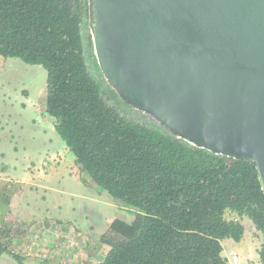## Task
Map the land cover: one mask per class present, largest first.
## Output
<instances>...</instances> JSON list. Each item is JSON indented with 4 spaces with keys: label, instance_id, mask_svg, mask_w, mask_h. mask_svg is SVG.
<instances>
[{
    "label": "trees",
    "instance_id": "obj_1",
    "mask_svg": "<svg viewBox=\"0 0 264 264\" xmlns=\"http://www.w3.org/2000/svg\"><path fill=\"white\" fill-rule=\"evenodd\" d=\"M0 55L44 67L54 129L91 181L135 212L99 235L108 250L98 264H228L221 241H239L244 227L226 210L247 216L261 233L264 264V193L255 164L191 145L107 104L88 0H0ZM10 202L0 191L1 218Z\"/></svg>",
    "mask_w": 264,
    "mask_h": 264
},
{
    "label": "water",
    "instance_id": "obj_2",
    "mask_svg": "<svg viewBox=\"0 0 264 264\" xmlns=\"http://www.w3.org/2000/svg\"><path fill=\"white\" fill-rule=\"evenodd\" d=\"M99 69L166 133L255 164L264 193V0H88Z\"/></svg>",
    "mask_w": 264,
    "mask_h": 264
},
{
    "label": "rangeland",
    "instance_id": "obj_3",
    "mask_svg": "<svg viewBox=\"0 0 264 264\" xmlns=\"http://www.w3.org/2000/svg\"><path fill=\"white\" fill-rule=\"evenodd\" d=\"M45 79L42 65L0 55V191L11 197L0 220V264H98L108 250L99 235L113 219L129 222L135 212L116 205L77 165L45 111ZM109 88L102 86L107 104L158 124ZM225 217L239 220L244 232L238 244L222 240V255L232 243L260 264L261 233L253 222L230 210Z\"/></svg>",
    "mask_w": 264,
    "mask_h": 264
},
{
    "label": "built area",
    "instance_id": "obj_4",
    "mask_svg": "<svg viewBox=\"0 0 264 264\" xmlns=\"http://www.w3.org/2000/svg\"><path fill=\"white\" fill-rule=\"evenodd\" d=\"M228 264H253L248 259H244L240 253L229 250L227 256H225Z\"/></svg>",
    "mask_w": 264,
    "mask_h": 264
},
{
    "label": "crops",
    "instance_id": "obj_5",
    "mask_svg": "<svg viewBox=\"0 0 264 264\" xmlns=\"http://www.w3.org/2000/svg\"><path fill=\"white\" fill-rule=\"evenodd\" d=\"M0 220H2V218H1V216H0ZM230 239V238H229ZM229 239H226V240H229ZM231 242H233V243H236V244H238L239 242H240V240L239 241H234V240H232L231 239ZM221 244H222V250H223V241L221 242ZM230 245V247H231V249L230 250H233V251H236V250H234V246H233V244L231 243V244H229ZM260 245V244H259ZM258 249L256 248V251H257ZM236 252H238V253H240L241 254V256L244 258L245 256L242 254V250H238V251H236ZM246 259L247 258H249V257H245ZM244 258V259H245Z\"/></svg>",
    "mask_w": 264,
    "mask_h": 264
}]
</instances>
